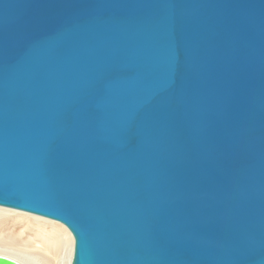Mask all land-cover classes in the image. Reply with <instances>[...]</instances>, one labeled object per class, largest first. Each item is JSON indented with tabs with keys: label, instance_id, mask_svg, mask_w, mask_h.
Returning a JSON list of instances; mask_svg holds the SVG:
<instances>
[{
	"label": "water",
	"instance_id": "1",
	"mask_svg": "<svg viewBox=\"0 0 264 264\" xmlns=\"http://www.w3.org/2000/svg\"><path fill=\"white\" fill-rule=\"evenodd\" d=\"M0 206L70 264H264V0H0Z\"/></svg>",
	"mask_w": 264,
	"mask_h": 264
},
{
	"label": "bare ground",
	"instance_id": "2",
	"mask_svg": "<svg viewBox=\"0 0 264 264\" xmlns=\"http://www.w3.org/2000/svg\"><path fill=\"white\" fill-rule=\"evenodd\" d=\"M22 229L13 232L14 229ZM26 235V240L22 238ZM73 236L60 222L0 206V256L21 264H70Z\"/></svg>",
	"mask_w": 264,
	"mask_h": 264
},
{
	"label": "rangeland",
	"instance_id": "3",
	"mask_svg": "<svg viewBox=\"0 0 264 264\" xmlns=\"http://www.w3.org/2000/svg\"><path fill=\"white\" fill-rule=\"evenodd\" d=\"M21 230H22V229H18V228H16V229L13 230V232L18 233V232H20ZM22 238H23L24 240H26V235L24 234V235L22 236ZM43 261L47 264V260H46V258H44ZM49 262H50V264H56V263H57V259H56V258L49 259ZM37 264H39V262H38Z\"/></svg>",
	"mask_w": 264,
	"mask_h": 264
}]
</instances>
